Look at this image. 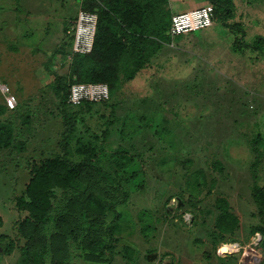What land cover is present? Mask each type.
Here are the masks:
<instances>
[{"label":"rangeland","instance_id":"rangeland-1","mask_svg":"<svg viewBox=\"0 0 264 264\" xmlns=\"http://www.w3.org/2000/svg\"><path fill=\"white\" fill-rule=\"evenodd\" d=\"M135 1L148 44L134 57L146 64L131 76L134 59L119 61L111 99L87 108L61 104L56 92L57 82L77 81L68 53L79 0H0V124L14 132L12 146L0 147V264H26L19 224L31 217V168L64 155L88 159L92 178L88 189L50 185L43 264H239V254L221 257L218 247L256 243L264 227L255 196L264 186V52L253 46L264 38V0H222L212 26L172 39L163 29L165 43L150 57L158 23L219 1ZM89 189L109 205L98 219L77 206ZM218 198L239 220L232 234L216 226Z\"/></svg>","mask_w":264,"mask_h":264},{"label":"trees","instance_id":"trees-1","mask_svg":"<svg viewBox=\"0 0 264 264\" xmlns=\"http://www.w3.org/2000/svg\"><path fill=\"white\" fill-rule=\"evenodd\" d=\"M18 1V0H17ZM103 7L98 10L94 9L93 0H79L80 8L98 16L97 31L95 35L93 51L90 54H73L72 36L69 38L70 52L68 57H71L72 78L76 77L77 83H105L111 91L116 90L120 84L119 61L123 62L125 57L133 58L130 62L131 76L135 75L146 64L142 60L135 61V54L144 51L143 46L148 44L145 26V18L143 16V8L135 0H101ZM214 2V16H221L220 3ZM229 8V7H228ZM224 12H229V9H223ZM215 18V17H214ZM172 19V18H171ZM171 19L168 23L157 24V38L161 40L156 45L153 51L148 53V57L153 56L158 52L165 43V38H162V30H168L170 35ZM253 49L264 52V38L258 37ZM124 64V63H122ZM63 82H57L56 92L61 104L68 103L69 90L71 85ZM109 99V100H110ZM93 104L91 102H83L81 105L87 108ZM16 109V108H15ZM14 110V109H13ZM14 132L8 124H0V147L9 148L13 144ZM261 140L252 142L254 152V161L251 164L252 176L254 180L258 179L259 171L262 165V152L259 146ZM121 158L125 157V152H120ZM215 167L222 171L223 165L216 162ZM90 163L88 159L81 162H74L67 155L63 157L54 156L45 159L31 168V178L26 186L27 196L30 198L29 207L31 209V217L25 218L19 224V231L23 238L26 239L25 245L22 247L23 259L26 264H43L49 252L47 239L40 234L41 227L48 223V212L52 206L49 188L52 182L59 181L63 185L74 189H88L86 185L88 179L92 178L90 172ZM256 185V184H255ZM255 196L260 202L264 213V186L255 187ZM21 204L25 205V200L20 199ZM80 212L86 217L98 219L104 216L109 209V205L105 198L92 189L84 195L82 200L77 199ZM216 207L219 210V215L216 220V226L220 232L232 234L239 225L238 218L231 213L228 201L225 198L216 200ZM255 233L261 235L260 245L264 244V227ZM236 241L230 242L234 243Z\"/></svg>","mask_w":264,"mask_h":264},{"label":"built area","instance_id":"built-area-1","mask_svg":"<svg viewBox=\"0 0 264 264\" xmlns=\"http://www.w3.org/2000/svg\"><path fill=\"white\" fill-rule=\"evenodd\" d=\"M98 16L95 13L87 12L83 9L77 14L76 21L70 34L72 36L73 54L87 55L93 51L95 35L97 31ZM214 23V7L210 4L185 12L176 13L172 16L170 35L176 37L188 34L197 30L208 28ZM71 59V57H68ZM6 104L10 109L17 106L16 96L9 89L4 91ZM110 99V90L105 83H77L73 84L69 90L68 102L72 106L81 105L83 102L104 103ZM255 245H260L261 235L256 234ZM238 243H227L218 248L217 254L220 256L231 255L240 252ZM222 246H227L228 252L223 253ZM236 248V249H235Z\"/></svg>","mask_w":264,"mask_h":264},{"label":"crops","instance_id":"crops-1","mask_svg":"<svg viewBox=\"0 0 264 264\" xmlns=\"http://www.w3.org/2000/svg\"><path fill=\"white\" fill-rule=\"evenodd\" d=\"M191 9H194V7L193 8H190L188 6L186 7V11L191 10ZM255 234H257V233H255ZM235 243H238V242H235ZM238 246L240 248V252L234 253L231 255L221 256V257H227V256L233 257V256L239 254L240 255L239 264H264V244L263 245H255V243L253 241H251L247 245H240L239 244ZM219 247H221V245Z\"/></svg>","mask_w":264,"mask_h":264},{"label":"bare ground","instance_id":"bare-ground-1","mask_svg":"<svg viewBox=\"0 0 264 264\" xmlns=\"http://www.w3.org/2000/svg\"><path fill=\"white\" fill-rule=\"evenodd\" d=\"M225 247V252H228V247L227 246H224ZM236 249V248H235Z\"/></svg>","mask_w":264,"mask_h":264},{"label":"water","instance_id":"water-1","mask_svg":"<svg viewBox=\"0 0 264 264\" xmlns=\"http://www.w3.org/2000/svg\"><path fill=\"white\" fill-rule=\"evenodd\" d=\"M155 257L149 258V259H154Z\"/></svg>","mask_w":264,"mask_h":264}]
</instances>
